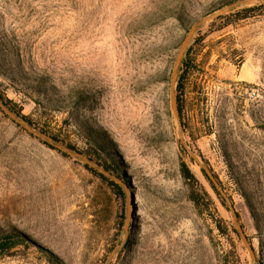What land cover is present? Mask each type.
<instances>
[{"label":"rangeland","instance_id":"obj_1","mask_svg":"<svg viewBox=\"0 0 264 264\" xmlns=\"http://www.w3.org/2000/svg\"><path fill=\"white\" fill-rule=\"evenodd\" d=\"M0 96L122 187L0 107V264H264V2L0 0Z\"/></svg>","mask_w":264,"mask_h":264},{"label":"water","instance_id":"obj_2","mask_svg":"<svg viewBox=\"0 0 264 264\" xmlns=\"http://www.w3.org/2000/svg\"><path fill=\"white\" fill-rule=\"evenodd\" d=\"M247 3L249 4H256V3H261L264 2V0H246ZM231 7H226L218 11L214 16L207 17L206 20L208 19H214L215 17L227 12ZM203 23V22H201ZM198 29V24L194 25L187 36L185 37L183 44L181 46L179 55L176 60L175 68L173 70V75H172V85H171V101H172V108L174 111V114L176 117L180 120V115L178 111V105H177V84H178V78H179V72L183 63V59L186 55V51L188 49V46L190 42L192 41V38L194 34L196 33ZM0 107L17 123H19L21 126H23L26 130H28L30 133L35 135L36 137L50 143L54 147L58 148L60 151L66 153L67 155L77 157L85 161L87 164L90 166L98 169L101 171L104 175L111 177L112 176L103 168L101 167L98 163L92 161L91 159L85 157L79 150L74 149L72 147H68L64 145L62 142L57 140L56 138L50 136L49 134L45 133L44 131L38 130L37 128L33 127L31 123H29L26 119H24L20 114L16 113L10 106L2 99L0 96ZM192 155L195 157L196 160H199L198 157L192 152ZM203 168L207 171L208 175L212 178V180L215 182V179L213 177L212 171L207 167L203 165ZM216 183V182H215ZM230 207L232 211L234 212V222L236 225V228L242 238V240L245 242V244L248 246L250 252L253 255V264H257V255L256 252L249 242V239L244 231L243 226L240 223V217L237 211L235 210V207L233 204L230 203Z\"/></svg>","mask_w":264,"mask_h":264},{"label":"trees","instance_id":"obj_3","mask_svg":"<svg viewBox=\"0 0 264 264\" xmlns=\"http://www.w3.org/2000/svg\"><path fill=\"white\" fill-rule=\"evenodd\" d=\"M220 8H222V7H218V8H209V9H207L205 12H204V14H202V15H200V16H198V17H196L195 19H194V22H190L191 23V25L193 24V23H199V22H205L206 21V18L207 17H210V16H214L217 12H218V10L220 9ZM225 15L224 14H221V15H219V16H217V17H215L214 19H212V21H217V20H219V19H221V18H223ZM184 62H185V60H184ZM184 64V63H183ZM180 85H181V75H180V77H179V79H178V92H179V88H180ZM2 97V96H1ZM3 98V97H2ZM5 100V99H4ZM6 101V103H8L7 102V100H5ZM178 101H179V98H178ZM179 112L181 113V109H180V106H179ZM18 114H20L19 112H18ZM21 115V114H20ZM24 119H26L28 122H30L25 116H23V115H21ZM46 144H48L49 145V143L48 142H46V141H44ZM57 149V148H56ZM59 150V149H58ZM60 151V150H59ZM60 152H62V151H60ZM63 154H65V155H67L66 153H64V152H62ZM67 156H70V155H67ZM85 166L89 169V170H91L92 172H94V173H96V174H98L99 176H101L103 179H105L106 181H108L110 184H112V185H114V186H117V187H119L121 190H122V187H121V185L119 184V183H117L116 181H114V180H112V179H110L108 176H106V175H104L102 172H99L96 168H94V167H92V166H90L89 164H87V163H85ZM108 169V168H107ZM109 170V169H108ZM186 173H187V175L189 176V177H191V178H195V176H194V174L192 173V171L189 169V168H187L186 167ZM212 183V187L214 188V189H216V186L214 185V183L213 182H211ZM254 216L256 217L257 216V213H255L254 212ZM10 238L8 237V238H4V241H8ZM130 246H131V242L129 241V242H127L126 244H124L122 247H121V251L122 252H126L129 248H130ZM49 256H50V258L53 260V262H54V264H67L62 258H60L58 255H56L54 252H52V251H48V253H47Z\"/></svg>","mask_w":264,"mask_h":264}]
</instances>
